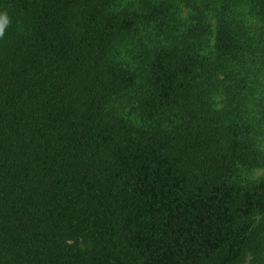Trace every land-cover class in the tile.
Returning a JSON list of instances; mask_svg holds the SVG:
<instances>
[{"label": "trees", "instance_id": "obj_1", "mask_svg": "<svg viewBox=\"0 0 264 264\" xmlns=\"http://www.w3.org/2000/svg\"><path fill=\"white\" fill-rule=\"evenodd\" d=\"M217 1L0 0V264H264L256 49Z\"/></svg>", "mask_w": 264, "mask_h": 264}, {"label": "rangeland", "instance_id": "obj_2", "mask_svg": "<svg viewBox=\"0 0 264 264\" xmlns=\"http://www.w3.org/2000/svg\"><path fill=\"white\" fill-rule=\"evenodd\" d=\"M221 1L217 8H221ZM215 7V6H214ZM210 12V17L216 27V17ZM233 17L245 29L251 43L255 46V60L246 67L245 79L248 84L246 92H250L247 98L248 107L244 110V119L248 124L251 136L256 147L264 152V24L257 15L250 0L247 4L241 3L236 5L232 13ZM217 106L222 107L223 98H217ZM264 176V169L255 170L253 177L260 179ZM250 259L246 264H250Z\"/></svg>", "mask_w": 264, "mask_h": 264}]
</instances>
